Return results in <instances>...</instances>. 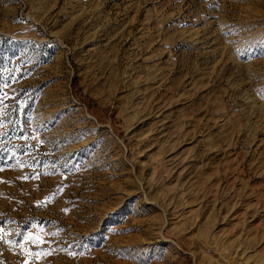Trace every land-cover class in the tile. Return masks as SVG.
I'll return each mask as SVG.
<instances>
[{
  "label": "rangeland",
  "instance_id": "1",
  "mask_svg": "<svg viewBox=\"0 0 264 264\" xmlns=\"http://www.w3.org/2000/svg\"><path fill=\"white\" fill-rule=\"evenodd\" d=\"M0 264H264V0H0Z\"/></svg>",
  "mask_w": 264,
  "mask_h": 264
}]
</instances>
